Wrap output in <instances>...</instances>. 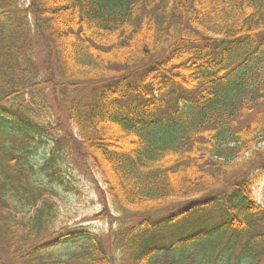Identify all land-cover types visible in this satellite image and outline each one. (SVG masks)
Masks as SVG:
<instances>
[{"label":"trees","instance_id":"1","mask_svg":"<svg viewBox=\"0 0 264 264\" xmlns=\"http://www.w3.org/2000/svg\"><path fill=\"white\" fill-rule=\"evenodd\" d=\"M64 147L106 235L40 204ZM262 173L264 0H0V264H264Z\"/></svg>","mask_w":264,"mask_h":264},{"label":"rangeland","instance_id":"2","mask_svg":"<svg viewBox=\"0 0 264 264\" xmlns=\"http://www.w3.org/2000/svg\"><path fill=\"white\" fill-rule=\"evenodd\" d=\"M23 2L28 5L29 0H23ZM34 51L36 53V63L42 66L47 59L48 52L45 46L39 42L38 38H36ZM43 73L45 74L46 72L43 71ZM50 100L55 107L53 116L49 117V119H46L44 116L39 124L46 127L49 124H54L55 126V123L62 117L63 123L68 126L67 117L60 116L56 108V102L51 94ZM62 130L63 131H56L52 128V130L44 134L43 139L48 142L39 146L37 152L33 154L34 156L31 159L33 164L41 166L44 163L49 154V148L55 144V139L59 138L62 140L63 144H65L68 135L66 131L67 128ZM59 161L63 168L66 187L55 185L59 196L55 199L59 206L58 222H61L64 226H68L67 229L80 224L81 226L89 228L93 233L100 235L108 234L110 230L108 224L96 218V215L101 214L105 209V199L98 190V186L103 188L101 176L89 173L86 167L81 163L79 157L69 148L64 147V149L60 151ZM41 178L45 180L43 175H41ZM43 183L47 185L48 179ZM254 190L259 203H262L264 173L258 175V181ZM108 204L109 206L111 205L110 200H108Z\"/></svg>","mask_w":264,"mask_h":264}]
</instances>
